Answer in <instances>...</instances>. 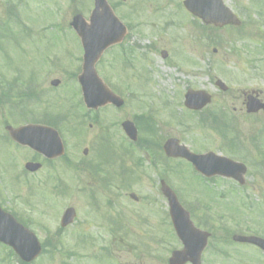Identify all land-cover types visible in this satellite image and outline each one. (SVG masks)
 Here are the masks:
<instances>
[{"label": "rangeland", "instance_id": "374dc122", "mask_svg": "<svg viewBox=\"0 0 264 264\" xmlns=\"http://www.w3.org/2000/svg\"><path fill=\"white\" fill-rule=\"evenodd\" d=\"M183 1L108 0L130 31L123 47L132 67L122 58L123 48L115 47L104 55L98 72L125 106L108 107L87 118L80 109L74 118L68 110L81 101L70 77L81 71L83 51L70 23L78 14L88 20L93 0H0V24L8 22V9L20 24L9 21L5 30L0 27V98L10 85L16 86L9 103L0 102V122L6 116L24 125L14 116V107L24 109L21 83L36 74L39 91L46 93L43 104L25 107L28 118L67 113L71 118L61 128L68 142L66 157L87 168L79 185L72 186L62 160L53 170L45 167L37 178L24 182V165L32 154L0 136V189L6 201L33 221L31 228L48 251L58 249L52 251L54 257L47 253L33 264H168L171 253L182 245L160 191L163 177H169L183 205L194 211L193 222L212 235L203 264H264V255L255 247L232 241L235 234L264 238V169L254 161L263 155L264 164V150L259 141H254L256 149L251 142L262 131L264 113L247 115L243 97L244 92L264 93V0L226 1L242 20L241 30L205 26L185 11ZM55 79L63 80L57 92L50 85ZM217 80L229 90H220ZM189 90L212 96L211 105L192 115L184 106ZM221 112L227 114L222 121L236 124L240 147L232 139L234 132L229 133L231 126L219 123ZM207 113H214L218 130L213 123L215 128H210L211 122H200ZM140 114L152 115L161 147L176 138L194 153L212 151L231 159L236 155L248 167L246 189L241 192L231 182H204L188 166L165 162L163 153L157 166L145 162L148 151H130L121 129L123 121ZM95 116L99 124H94ZM105 138L111 143L109 150L103 148ZM231 140L238 150L231 151ZM122 169L128 172L124 177ZM55 177L68 181L58 189L65 191L63 195L52 194ZM92 189L98 192L91 202ZM132 193L137 202L130 198ZM69 207L77 213L74 224L54 234ZM8 252L0 245V264H19L16 259L1 260Z\"/></svg>", "mask_w": 264, "mask_h": 264}, {"label": "water", "instance_id": "95a60500", "mask_svg": "<svg viewBox=\"0 0 264 264\" xmlns=\"http://www.w3.org/2000/svg\"><path fill=\"white\" fill-rule=\"evenodd\" d=\"M186 8L195 16L201 18L206 24H214L218 27L234 24L239 25V21L231 13V11L224 6L223 0H187L185 2ZM72 26L75 28L78 36L82 39V44L85 50L84 57V74L80 78L82 84L84 98L89 108H98L112 103L118 107L122 105V101L115 97L98 79L96 75L95 65L100 59L103 52L111 45L121 41L124 36L125 28L120 24L118 19L114 16L112 10L108 6L106 0H96V9L91 17V26H88L82 16L76 17ZM166 57V54H164ZM57 85V83H54ZM223 89L224 86L218 83ZM193 94L186 97V105L189 108L201 109L206 106L210 99L203 97L196 104L193 102ZM264 108L255 99H250L248 103L249 112H257L260 108ZM126 131L135 139L136 132L129 124L125 125ZM41 128L28 127L21 130L14 131L9 129L12 137L21 144L28 145L35 150H38L47 156L53 158L62 155L61 144L58 138L49 135L47 140H51L48 145L46 139L41 134ZM48 131V130H47ZM57 143L59 147L55 145ZM165 151L170 157H186L205 173L204 165L212 158V155L205 157H195L188 155L185 148H180L176 141H170ZM219 161H226L219 159ZM222 165V166H221ZM217 171L219 174L227 177H233L240 180V174L245 173V167L230 162H222ZM30 170L35 171L39 169V165H30ZM164 195L168 198L171 217L179 238L184 243L185 249L180 252H175L170 259V264H201V254L206 246L208 235L200 233L194 229L190 222L189 215L183 210L178 203L175 195L169 188L163 187ZM134 197V196H133ZM75 218L74 210L67 211L63 219V226L73 222ZM236 241L243 243H251L259 246L264 250V240L259 238H242L236 237ZM0 241L13 247L17 254L27 262L37 258L41 252L40 245L36 237L30 232L26 231L22 226L17 224L13 218L0 209Z\"/></svg>", "mask_w": 264, "mask_h": 264}, {"label": "flooded vegetation", "instance_id": "af4514ba", "mask_svg": "<svg viewBox=\"0 0 264 264\" xmlns=\"http://www.w3.org/2000/svg\"><path fill=\"white\" fill-rule=\"evenodd\" d=\"M38 80L36 79V74H32V77L30 78V79H28V80H26V79H24L23 81H22V85H23V87H26L27 88V86H31L32 88H33V90H35V91H37L38 92V94L36 93V95H42L43 93L42 92H40L39 91V87H40V85L38 84V82H37ZM251 92H253V91H251ZM259 93V98L264 102V93H262V92H258ZM25 94V93H24ZM250 94V93H249ZM23 97V96H22ZM245 104V103H244ZM264 113V112H263ZM0 126L2 127V134L3 135H5L6 136V131H5V129H6V122H5V118H2V121L0 122ZM258 135H259V138H260V140L261 141H263L264 140V131H261L260 133H258ZM0 136H1V134H0ZM32 157H31V159L28 161V162H40L42 165H43V168H42V170H40L39 172H37V173H34V174H28V175H30V177H38L39 175H40V173L42 172V171H44V167L46 166V163L48 162V160L47 159H45L44 157H42V156H40V155H37V154H33L32 153ZM72 158V156L70 157V158H66V164H68V168L70 169V170H76V171H81L82 169H80V168H83L84 166L81 164V163H76L75 162V160H72L71 159ZM261 158H262V156H261ZM257 159V158H256ZM81 160V159H80ZM56 161H58V160H54V161H52L53 162V164H48L47 166H46V169H49V170H53V169H51V168H54V167H56L54 164H55V162ZM50 162V161H49ZM260 166H262V165H260ZM85 170V169H84ZM26 177V176H25ZM26 179V178H25ZM216 180H223V179H220V178H217ZM24 182H27V180H24ZM40 181L39 180H37V183H39ZM68 181H66V182H64V180H61V183L64 185L65 183H67ZM233 184H235V186L238 188V189H243L244 187H245V185H244V187H242V186H240L239 184H237V183H234L233 182ZM69 187V186H68ZM117 201H115V203H116ZM0 206L4 209V210H6L7 212H10L11 214H13L19 221H22L23 222V220H25V222L26 223H28L30 226L33 224V221L31 220V219H25V218H23V215H22V212L20 211V209L18 208V207H16V206H13L11 203H8L7 201H6V199H5V196L3 195V193H2V190L0 189ZM57 230V232H61V230L62 229H60V228H57L56 229ZM47 231H50V230H47ZM62 231H64V229L62 230Z\"/></svg>", "mask_w": 264, "mask_h": 264}]
</instances>
